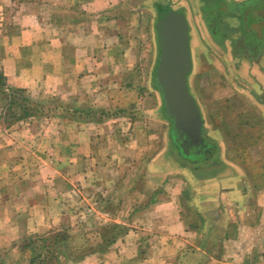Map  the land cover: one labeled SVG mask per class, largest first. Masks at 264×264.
Segmentation results:
<instances>
[{
  "label": "rangeland",
  "instance_id": "rangeland-1",
  "mask_svg": "<svg viewBox=\"0 0 264 264\" xmlns=\"http://www.w3.org/2000/svg\"><path fill=\"white\" fill-rule=\"evenodd\" d=\"M50 5V0H0V264H74L119 247V240L136 226L145 240L151 227L139 221L157 197L180 204L184 185L191 193H203L208 185L223 191L242 185L240 178L227 177L233 166H243L241 142L220 147L212 156L214 164L185 163L172 153L159 97L155 90L150 95L149 82L139 81L145 74V53L147 63L152 52L157 62L155 9L153 51L144 49L135 57L136 50L126 48L119 53L123 63L114 66L101 58L87 72L84 88L73 92L65 82L50 78L53 51L47 39L54 29L65 37L69 20L89 27L95 18L81 17L60 2L57 14L50 16ZM21 7L35 15L40 11L36 16L42 25L32 38H24L19 50L11 36L17 34L12 24ZM136 10L142 13L140 7ZM143 13L133 22L138 31L149 27L147 11ZM140 35L149 41V29ZM38 59L46 62L45 78L41 67L35 71ZM210 132L216 141H225V130ZM243 134L239 130L235 136ZM161 171L174 174L164 179ZM177 172L190 177H177ZM238 192L223 196L236 210L242 205ZM257 261L250 259V264ZM259 261L264 264V258Z\"/></svg>",
  "mask_w": 264,
  "mask_h": 264
},
{
  "label": "crops",
  "instance_id": "crops-1",
  "mask_svg": "<svg viewBox=\"0 0 264 264\" xmlns=\"http://www.w3.org/2000/svg\"><path fill=\"white\" fill-rule=\"evenodd\" d=\"M59 2L69 11L76 9L81 17L91 14L95 18L89 27L80 20H69L65 37L54 29L47 39L53 51L48 61L50 78L65 82L73 92L84 88L87 72L91 71V65H99L101 58H105L103 64L114 66L123 63L119 61V53L126 48L135 49V57L144 49L153 51L154 9L157 20L160 9L183 13L189 28L191 55L188 89L203 121V135L210 142L216 141L215 133L211 134L210 130H225V141L213 142L219 151L223 145L237 147L241 142L244 146L243 166H233L227 174L240 178L242 185L237 190L234 186H226L223 191L222 187L208 185L203 193H191L190 186L184 185L180 204L164 200V195L162 199L157 197L144 208L139 221L144 227H151L145 240L136 226L119 240V247L115 245L88 255L74 264H233V259L238 258L243 259L242 264H250L254 258L258 259L255 264H261L259 260L264 258V0H144L143 3L130 0L132 5L124 0H50V16L57 14ZM138 7L142 13H136ZM21 8L16 23L12 24L17 34L11 36L14 44L19 43L16 44L19 50L24 46V38H32L35 28L39 31L42 25L36 16L40 11L35 15L26 7ZM143 9L149 16V27L147 24L138 31L133 22L137 24L135 18L144 14ZM147 29L149 41L140 35L147 33ZM157 45L159 55L158 34ZM145 59V74L140 75L144 78L139 81L149 82L150 95L153 97L155 90L159 97V113L169 138L170 121L154 86L157 62L154 63L153 52L149 63L147 53ZM34 64L35 71L41 67V78H45V60H35ZM138 64L141 63L135 65ZM239 130L244 134L237 137ZM183 172H177V177H190ZM173 174L160 173L164 179L172 178ZM239 190L242 205L236 210L223 196Z\"/></svg>",
  "mask_w": 264,
  "mask_h": 264
},
{
  "label": "water",
  "instance_id": "water-1",
  "mask_svg": "<svg viewBox=\"0 0 264 264\" xmlns=\"http://www.w3.org/2000/svg\"><path fill=\"white\" fill-rule=\"evenodd\" d=\"M156 31L160 50L154 86L170 121L172 153L185 163H213L212 156H217L219 148L203 135V121L188 89L191 55L189 28L183 13L160 9Z\"/></svg>",
  "mask_w": 264,
  "mask_h": 264
},
{
  "label": "trees",
  "instance_id": "trees-1",
  "mask_svg": "<svg viewBox=\"0 0 264 264\" xmlns=\"http://www.w3.org/2000/svg\"><path fill=\"white\" fill-rule=\"evenodd\" d=\"M103 249H104V248H103ZM103 249H102V248H100V249H98L97 251H102ZM97 251H96V252H97Z\"/></svg>",
  "mask_w": 264,
  "mask_h": 264
}]
</instances>
